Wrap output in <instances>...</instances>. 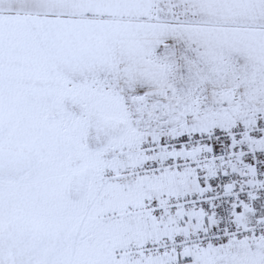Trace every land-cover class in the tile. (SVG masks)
<instances>
[{
    "label": "snow or ice",
    "instance_id": "6c2138e0",
    "mask_svg": "<svg viewBox=\"0 0 264 264\" xmlns=\"http://www.w3.org/2000/svg\"><path fill=\"white\" fill-rule=\"evenodd\" d=\"M0 264H264V0H0Z\"/></svg>",
    "mask_w": 264,
    "mask_h": 264
}]
</instances>
